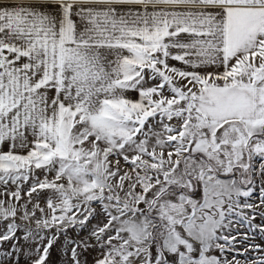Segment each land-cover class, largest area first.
Wrapping results in <instances>:
<instances>
[{"label":"snow or ice","instance_id":"6c2138e0","mask_svg":"<svg viewBox=\"0 0 264 264\" xmlns=\"http://www.w3.org/2000/svg\"><path fill=\"white\" fill-rule=\"evenodd\" d=\"M0 264H264V0H0Z\"/></svg>","mask_w":264,"mask_h":264},{"label":"rangeland","instance_id":"374dc122","mask_svg":"<svg viewBox=\"0 0 264 264\" xmlns=\"http://www.w3.org/2000/svg\"><path fill=\"white\" fill-rule=\"evenodd\" d=\"M257 242H262V241H260L259 239H257Z\"/></svg>","mask_w":264,"mask_h":264}]
</instances>
